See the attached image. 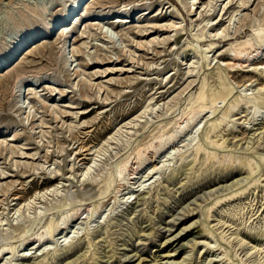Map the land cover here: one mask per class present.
<instances>
[{
  "label": "rangeland",
  "instance_id": "1",
  "mask_svg": "<svg viewBox=\"0 0 264 264\" xmlns=\"http://www.w3.org/2000/svg\"><path fill=\"white\" fill-rule=\"evenodd\" d=\"M76 1L0 0V264H264V0Z\"/></svg>",
  "mask_w": 264,
  "mask_h": 264
},
{
  "label": "bare ground",
  "instance_id": "2",
  "mask_svg": "<svg viewBox=\"0 0 264 264\" xmlns=\"http://www.w3.org/2000/svg\"><path fill=\"white\" fill-rule=\"evenodd\" d=\"M82 1L83 0H77L71 7H70V9H69V13H73L74 11H76V7L77 6H79L81 3H82ZM84 2V1H83ZM88 2V0L80 7V9H79V12H80V10L84 7V12H83V17L84 16H86V15H93L92 13H90L91 12V8H92V4H97V3H99L100 2V0H98V1H96V2H91L90 3V5H86V3ZM191 2H193V4H194V2H195V0L193 1H191ZM245 2L246 3H248L249 1H243L242 2V7L243 6H245ZM189 4V3H188ZM192 4V5H193ZM98 7H103L104 9L107 7H105V5H101V4H99V6ZM113 7V6H112ZM191 8V7H190ZM128 10H130V9H128ZM128 10H127V12H128ZM126 11V9L125 10H119V14H123L124 15V17L126 18L127 16H125L126 14L124 13ZM82 13V12H81ZM115 13H118V12H115ZM100 14V13H99ZM95 14L96 16H106V15H110V14H114L112 11H109V12H106V13H104V14ZM66 16H68V14L66 15ZM65 18V17H64ZM64 18H62L61 20H60V22H59V24L57 25L58 26V28H61V31H60V33H59V36H61V37H63V38H65L66 37V35H68L71 31V29L69 28L70 26H69V24L71 23V21H73L72 22V27L71 28H74L75 27V25L77 24V23H79L80 22V20H81V18L79 17V16H75L74 15V17L72 16V18L70 19V22L69 23H67L66 25H64L63 24V21H64ZM69 18V17H68ZM120 17L119 16H117V17H113V20H111V21H108V23H109V25L111 26V28H113L114 27V25L116 24V26H118L119 24L121 25V26H123L124 24H126L127 22H126V20H124V19H119ZM66 19V18H65ZM90 18H88V20H89ZM104 19V18H103ZM101 21L102 22V19H97V21ZM110 20V19H109ZM95 21V20H94ZM220 21V20H219ZM105 22V21H104ZM169 27H173V26H169ZM56 28V27H55ZM98 28V27H97ZM103 28V27H102ZM54 29V28H53ZM60 30V29H59ZM51 31V30H50ZM104 32V31H103ZM106 35V34H105ZM145 35V34H144ZM36 38H37V36H35ZM35 37L34 38H32L33 40H35ZM109 37V36H108ZM110 38V37H109ZM111 39V38H110ZM31 40V39H30ZM32 40V41H33ZM152 41H150V42H148V43H151ZM249 42H251V41H249ZM249 42H247V43H244V45L246 46V47H248L249 49H251V48H253V45H252V43L250 44ZM22 44H24V45H26V44H29V43H27V42H25L24 41V43H21V44H19L17 47H16V49L14 50V52L8 57V58H6V59H4L3 61H0V67L1 66H4V64H6L8 61H9V59L11 58V57H15L14 55L19 51V48H21L22 47ZM65 45V44H64ZM63 45V46H64ZM63 46H62V49H63ZM97 46V45H96ZM138 46H139V44H138ZM38 50V52H40V49L38 48L37 49ZM120 50V49H119ZM257 51V50H256ZM20 52V51H19ZM124 53V52H123ZM244 53V52H243ZM236 53L234 56H232V58L230 59V62L227 64V66H229V67H231V68H239V67H245L246 66V63L247 62H249V60L250 59H252V60H254V58H253V56H251V53L249 52V53ZM243 54V55H242ZM254 54V53H253ZM124 55V54H123ZM258 55V54H257ZM93 59H95L94 60V65L96 64V65H104V64H111V63H113V62H115V61H120V59L119 58H116L117 60H114V59H106L105 57H102L101 59H100V61H98V59H96V58H93ZM11 66V65H10ZM86 67H89V64H87V66ZM249 67V66H248ZM8 68V67H7ZM247 68V67H246ZM25 74V73H24ZM76 74V73H75ZM16 75H18V74H16ZM28 75V74H27ZM16 77H18V80H15V82H17V83H19V82H21V83H19V84H23L25 81H27L28 79H27V77H25L23 74H20V75H18V76H16ZM39 77H37L36 75H33L32 76V80H34V79H38ZM23 81V82H22ZM14 82V81H13ZM85 83V82H84ZM13 86H14V84H13ZM20 86V85H19ZM16 90V89H15ZM15 90H14V92H15ZM80 90H82V89H80ZM20 91V90H19ZM84 91V90H83ZM83 91H81L82 93H80V91H79V93L80 94H82L83 95ZM11 92V91H10ZM29 93V94H28ZM27 93V95H30L29 97H28V100H36L35 102H41L40 103V105L44 108V107H47L48 108V106L46 105V103H44L38 96H36V92L34 93V92H28ZM31 93L33 94V96L31 95ZM62 93V92H61ZM20 95V94H19ZM19 97V96H18ZM84 97H85V95H84ZM40 99V101H39V99ZM86 102H90V101H87V100H85ZM35 102H34V104H35ZM37 102V103H38ZM84 102V101H83ZM29 105V104H28ZM28 105H27V107H28ZM40 106V107H41ZM32 107V106H31ZM30 107V108H31ZM41 107V108H42ZM45 109V108H44ZM212 111V107H209V109H206V110H204V111H198V112H193L192 113V115L189 117V119H188V121H186V123H188V122H192V120L193 119H195L194 118V116L195 115H200V114H202L203 112L204 113H208V111ZM46 111H48L47 109H46ZM90 111L91 110H88V111H85V112H82V114H88V113H90ZM213 112V111H212ZM187 116V115H186ZM31 117H33V116H31ZM184 119H186V117L184 118ZM32 120V119H31ZM30 120V121H31ZM34 121V120H33ZM34 123V122H33ZM186 123H183V124H186ZM180 125V124H179ZM183 126V125H182ZM185 127H187V126H185ZM181 129L180 130H183V128L182 127H180ZM179 129V128H178ZM170 137H173V136H170ZM170 137L168 138V139H170ZM162 138V137H161ZM173 139V138H172ZM234 139V138H233ZM11 140V139H10ZM9 140V141H10ZM161 140H163V139H161ZM168 140L166 139V141L165 142H167ZM159 142H160V139H159ZM150 145V144H149ZM148 145V146H149ZM160 145H161V143H160ZM90 150V149H89ZM83 151H85V150H83ZM137 151V150H136ZM22 154V153H21ZM82 154V152H77L75 155L77 156V158H79L80 157V155ZM139 154V153H138ZM88 155H90V154H86V156H88ZM92 155V154H91ZM140 156H141V154H139ZM138 156V155H137ZM76 158V159H77ZM137 158V157H136ZM138 158H140V157H138ZM80 160H79V162L80 161H83V160H85V159H87V158H85V156H84V158H79ZM137 160V159H136ZM127 163V162H126ZM125 165V164H124ZM127 165V164H126ZM86 167V166H85ZM127 167V166H126ZM91 168V167H90ZM89 168H87V170H88ZM123 169H125V168H123ZM122 170V169H121ZM120 170V171H121ZM121 172H123V171H121ZM120 173V172H119ZM122 174V173H121ZM121 174H119V175H121ZM0 175H2V173L0 174ZM118 175V176H119ZM1 179H3V178H1ZM94 182V181H93ZM49 183V182H48ZM210 183V182H209ZM46 190H49V189H46ZM37 193V192H36ZM14 197V196H13ZM20 197H21V195H20ZM20 197L19 196H16L14 199H20ZM141 199V198H140ZM78 213V210H76V211H74V213H72L71 214V216L72 215H80V214H77ZM67 218V217H66ZM68 220V219H67ZM186 223V222H185ZM52 225H54L53 223H52ZM51 225V226H52ZM175 226V223L174 222H172V223H170V224H168V229L166 230L167 232L168 231H171L170 229L171 228H173ZM58 228V224H56L55 223V225L52 227V229H54V230H56ZM54 230H53V232H54ZM51 232V231H50ZM50 232H49V234H50ZM52 232V233H53ZM187 232V231H186ZM193 234V233H192ZM181 235V232H178V233H176V235H174V236H172L170 239H168V241H166L165 243H167V244H169V246H170V242H176L177 241V238H178V236H180ZM181 237V236H180ZM40 238H42V236L40 237ZM38 239V242L39 241H41V239ZM34 240V239H33ZM180 242H181V240H180ZM42 246V245H41ZM164 251V250H163ZM5 252V251H4ZM8 253V252H7ZM168 257H171V256H168ZM129 259V258H128ZM133 258H130L129 260H127V262H129V261H131ZM139 263V262H138ZM137 263V264H138ZM143 263V262H142ZM25 264V263H24ZM169 264V263H168ZM170 264H176L175 262H173V261H171L170 262Z\"/></svg>",
  "mask_w": 264,
  "mask_h": 264
}]
</instances>
